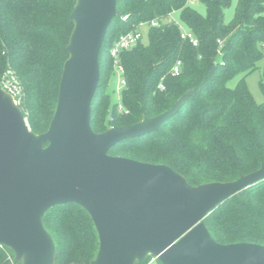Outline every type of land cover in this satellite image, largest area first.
Instances as JSON below:
<instances>
[{
	"label": "trees",
	"instance_id": "trees-1",
	"mask_svg": "<svg viewBox=\"0 0 264 264\" xmlns=\"http://www.w3.org/2000/svg\"><path fill=\"white\" fill-rule=\"evenodd\" d=\"M76 3L0 0V83L11 71L21 87L20 109L37 135L49 130L56 112ZM231 3L203 0L202 15L190 0H118V14L100 54L92 130L104 133L112 126H131L193 93L158 132L117 144L111 156L166 165L192 186L236 181L262 167L264 102L256 103L245 80L264 59V0H238L232 21L226 23L224 13ZM174 13L196 36L197 47L181 38L180 26L169 18ZM152 20L161 25L149 26L148 43L142 40L121 55L126 86L118 103L109 90L116 76L111 49L121 35ZM178 61L181 73L174 76ZM239 76L237 86L230 88L228 83ZM260 89L264 95V69ZM43 223L56 245V264H91L97 257L99 236L81 206H56L45 213ZM204 223L220 244L264 246V181L220 204ZM153 258L137 264H149ZM0 264L21 263L0 245ZM155 264L162 263L156 259Z\"/></svg>",
	"mask_w": 264,
	"mask_h": 264
},
{
	"label": "water",
	"instance_id": "water-1",
	"mask_svg": "<svg viewBox=\"0 0 264 264\" xmlns=\"http://www.w3.org/2000/svg\"><path fill=\"white\" fill-rule=\"evenodd\" d=\"M118 0H77L58 104L50 128L37 135L0 84V245L21 264H56L43 217L76 204L96 227L91 264H264V246L218 243L204 223L220 204L264 181L262 167L232 182L192 186L172 168L109 154L117 144L158 132L187 103L104 133L91 127L100 54Z\"/></svg>",
	"mask_w": 264,
	"mask_h": 264
},
{
	"label": "built area",
	"instance_id": "built-area-1",
	"mask_svg": "<svg viewBox=\"0 0 264 264\" xmlns=\"http://www.w3.org/2000/svg\"><path fill=\"white\" fill-rule=\"evenodd\" d=\"M171 16H172V14L169 16V18ZM123 19L126 20L127 17H124ZM170 20L175 21L172 18H170ZM160 25H161V23L158 20H152L150 22L141 23L138 27H136V29L134 31H131L129 33L121 35L118 38V40L114 43V45L111 49V56L114 59V69H115L116 78H117V84H118L117 91L118 92H121L123 90V88L126 86V80L123 77L124 68L121 65L122 53L135 48L143 40V34L141 33V28L143 26L158 27ZM181 38L184 40H188L195 47H197L199 45L198 39L189 30L184 31L181 28ZM181 66H182L181 62L178 61L177 64L173 67L172 74L174 76H178L181 73ZM0 84L4 90H6L10 95H12V97L14 98L15 104L18 107H20L21 103H22L21 87H20L18 81L16 80V78L13 76L11 71H9L7 73V76L4 78V81ZM160 88L164 89L163 84H160ZM120 109H122V108H120ZM156 259H157L156 257L153 258L149 264H155Z\"/></svg>",
	"mask_w": 264,
	"mask_h": 264
},
{
	"label": "rangeland",
	"instance_id": "rangeland-1",
	"mask_svg": "<svg viewBox=\"0 0 264 264\" xmlns=\"http://www.w3.org/2000/svg\"><path fill=\"white\" fill-rule=\"evenodd\" d=\"M237 3H238V0H232L231 6L225 10L224 20L226 23H230L232 21L234 15H235ZM190 5L192 8H194L200 14H202V15L206 14V8H205V5L203 4V0H190ZM170 18L174 19L184 31H188L187 26L181 21L180 15L178 13L172 14V16ZM149 30H150L149 26H143L141 28V33L143 34V43L144 44L148 43ZM263 69H264V59L258 64V69L254 73L249 75L245 80L246 85H247L249 91L251 92V94H252V96H253V98L257 104H262L264 102V95L260 89V82L262 81ZM240 79H241V76L231 80L228 83V86L230 88H235L237 86V84L239 83ZM110 85L111 86H110L109 90H110V92H115V93H112L113 98L116 102L119 103L121 101V99H120V92L117 91L118 84H117L116 76L114 77V79ZM4 91L7 92L6 90H4Z\"/></svg>",
	"mask_w": 264,
	"mask_h": 264
}]
</instances>
